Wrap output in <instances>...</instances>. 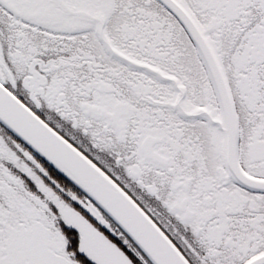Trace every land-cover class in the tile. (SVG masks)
I'll return each mask as SVG.
<instances>
[{
  "label": "snow or ice",
  "instance_id": "1",
  "mask_svg": "<svg viewBox=\"0 0 264 264\" xmlns=\"http://www.w3.org/2000/svg\"><path fill=\"white\" fill-rule=\"evenodd\" d=\"M0 264H264V0H0Z\"/></svg>",
  "mask_w": 264,
  "mask_h": 264
}]
</instances>
